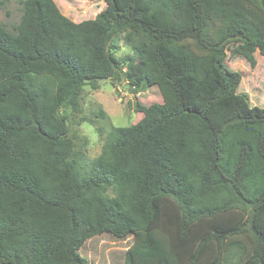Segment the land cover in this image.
Segmentation results:
<instances>
[{"label": "trees", "instance_id": "obj_1", "mask_svg": "<svg viewBox=\"0 0 264 264\" xmlns=\"http://www.w3.org/2000/svg\"><path fill=\"white\" fill-rule=\"evenodd\" d=\"M104 1L75 22L25 0L15 31L0 24V264H89L103 233L133 236L125 264H264V107L226 65L231 42L264 57V0ZM125 31L144 39L119 57ZM126 62L163 102L88 160L59 111Z\"/></svg>", "mask_w": 264, "mask_h": 264}, {"label": "rangeland", "instance_id": "obj_2", "mask_svg": "<svg viewBox=\"0 0 264 264\" xmlns=\"http://www.w3.org/2000/svg\"><path fill=\"white\" fill-rule=\"evenodd\" d=\"M25 0H0V24L10 31H15L19 24ZM61 12L75 22L95 18L105 8L104 0H55ZM133 34V33H132ZM143 35H131L121 32L114 41L118 46L117 55L134 56L133 43L143 40ZM237 43L231 42L227 49L226 65L242 75L238 91L248 94L251 105L264 107V57L259 50L253 53L255 64L240 52H236ZM137 61V60H136ZM136 61L133 66L136 65ZM129 62L122 66L119 75L98 82V88L90 84L83 87L81 93V111L73 112L63 106L60 117L75 134L76 151L91 160L101 153L105 135L112 125L127 126L138 122L144 112L138 107L147 108L153 103L163 102L157 85L133 92L129 84ZM133 75L144 73L132 71ZM102 113L104 114L102 115ZM103 129V135L100 133ZM133 244V236L120 239L112 234L103 233L86 241L82 254L89 259V264H125L126 250Z\"/></svg>", "mask_w": 264, "mask_h": 264}]
</instances>
